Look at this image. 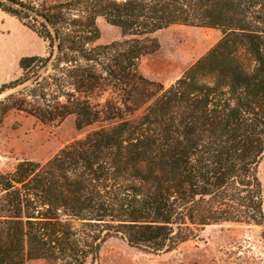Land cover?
I'll return each mask as SVG.
<instances>
[{
  "label": "trees",
  "instance_id": "16d2710c",
  "mask_svg": "<svg viewBox=\"0 0 264 264\" xmlns=\"http://www.w3.org/2000/svg\"><path fill=\"white\" fill-rule=\"evenodd\" d=\"M0 10L46 45L0 85V124L15 111L93 127L0 173V264H95L113 237L168 253L209 226L264 223V0H0ZM97 18L126 39L96 44ZM170 26L222 36L165 87L138 64Z\"/></svg>",
  "mask_w": 264,
  "mask_h": 264
},
{
  "label": "rangeland",
  "instance_id": "374dc122",
  "mask_svg": "<svg viewBox=\"0 0 264 264\" xmlns=\"http://www.w3.org/2000/svg\"><path fill=\"white\" fill-rule=\"evenodd\" d=\"M96 24L100 31L96 44L126 39L119 28L102 18H97ZM221 36L219 29L170 26L159 30L149 36L157 41L158 49L140 59L138 71L145 78L167 87ZM45 53L46 45L41 38L15 17L0 10V85L19 76L20 58L45 56ZM92 128L77 129L73 116L59 124H43L23 113L9 111L0 124V173L12 170L22 160L44 162ZM258 171L264 210V154ZM263 230L264 223L261 226L221 223L207 227L197 238L175 250L159 254L132 248L124 240L113 237L102 244L95 264H257L263 255L260 238ZM25 264L59 263L32 260Z\"/></svg>",
  "mask_w": 264,
  "mask_h": 264
}]
</instances>
